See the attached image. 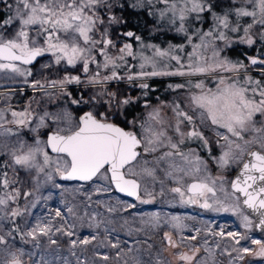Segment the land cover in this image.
<instances>
[{
    "label": "snow or ice",
    "instance_id": "obj_1",
    "mask_svg": "<svg viewBox=\"0 0 264 264\" xmlns=\"http://www.w3.org/2000/svg\"><path fill=\"white\" fill-rule=\"evenodd\" d=\"M156 2L165 5L159 12L160 19L167 18L186 43L169 44L163 49L144 44L132 31L123 33L140 43L141 51L136 52L132 43L118 47L106 27L97 38L98 25L104 24L99 10L111 11L115 0H0L7 14L0 21V73L23 77L29 83L27 77L32 72L24 66L50 53L56 64L63 61L73 68L79 65L90 86L103 88L106 82L127 80L142 89L145 97L154 91L147 78H187L168 85L170 90L187 92L183 100L171 105L175 124H166L161 110L153 108L139 123V133L128 130L115 121L127 120L124 109L137 103L138 98H121L106 90L71 99L73 105L91 106L78 119L66 109L39 115L31 131L49 129L46 141L39 136L33 144L17 141L4 153L10 159L0 161V264H34L33 251L9 243L8 238L14 242L16 236L25 245L31 243L33 249L41 248L43 240L45 245H55L57 252L61 249L60 239L66 238L67 251L75 257V264H245L248 256L264 261V240L251 235L254 228L264 232V58L248 56V64L233 61L222 55L223 49L216 43L224 41L225 47H231L230 38L221 29L240 31L238 20L235 26L229 23L231 15L250 18L240 43L252 46L256 42L253 30L264 42V0H239L238 6L223 15L213 11L209 0ZM145 3L151 5L153 0H137L133 6ZM205 12L212 15L215 30L197 28L190 32L186 22L202 19ZM119 22V17H109L110 24ZM110 49L118 51L113 54ZM147 50H151L150 55ZM94 51L103 58L102 64ZM128 57L138 61L139 70L129 64ZM91 64L96 65V70L88 76ZM249 65L259 71V78L249 74ZM122 67L126 75L119 74ZM101 68L108 70V74L101 76ZM208 76L213 81L211 87L202 79ZM81 83L78 75L65 76L51 81L49 87L71 96L65 86ZM30 86L44 89L39 81ZM45 94L50 95L46 90ZM102 97L107 108L101 112L95 110V104ZM144 106L148 107L147 101ZM30 109L29 103L22 111H11L10 121L5 120V111L0 109V136L17 134L5 129L4 123L18 128L30 125ZM190 112L197 114L200 124L210 127L216 137L221 149L220 155L213 157L217 167L239 166L234 179L210 174L207 163L195 149L185 151L181 147L186 141L197 140L212 153L209 139L197 129ZM185 121L192 126L188 131L181 128ZM128 123L133 129L137 126L135 120ZM169 129L175 135L169 134ZM246 133H252L251 138ZM48 149L55 155H50ZM21 171L26 174L23 178ZM57 178L77 183L69 188L58 183ZM168 181L172 186H168ZM86 185H90L89 190ZM44 187L60 190V207L48 206L53 193L42 195ZM113 193L135 202L122 200ZM166 193L178 198L181 204H198L216 212L231 211L240 219L244 231L225 232L223 226L216 231L206 223L203 228L189 229L179 216L162 224L158 213L137 220L132 209L138 204L152 203L157 195ZM94 196L98 198L93 199ZM38 206L46 211L34 214L32 210ZM101 208L103 212L98 211ZM245 208L251 210L250 214L245 213ZM17 218L22 225L16 222ZM6 223L11 225L7 231ZM164 225L171 230L161 231ZM85 226L92 230L91 234L81 237L78 229ZM186 231L192 234L184 235ZM121 232L132 243L122 240ZM63 264L70 262L65 258Z\"/></svg>",
    "mask_w": 264,
    "mask_h": 264
},
{
    "label": "rangeland",
    "instance_id": "obj_2",
    "mask_svg": "<svg viewBox=\"0 0 264 264\" xmlns=\"http://www.w3.org/2000/svg\"><path fill=\"white\" fill-rule=\"evenodd\" d=\"M209 2L213 7V11L217 15H223L229 12L230 10L234 9L236 6H238L239 0H236L235 3L234 0H209ZM115 4L116 6L111 11H109L107 8H101L99 10V15L104 20V24L98 25V30L95 33L97 38L100 37L101 30H103L106 27L114 43L118 42L117 45L118 47L122 46L123 43L126 42L132 43L133 50L136 52H140L141 51L140 43L133 40L132 38L130 39L123 35V33L131 30L124 29L123 32L121 31L124 22H126V19L129 20L127 17V13L130 11L129 8L132 9L135 8L136 11H140V12L145 11V13H147V15L144 17L146 22L145 24H143V29L146 30L147 34L145 35H147L148 38H141L144 44H154L157 45L158 47L166 49L169 44L179 45L181 43H186L183 38V35L177 34L175 30V26L170 24L167 18L160 19L159 12L161 9L165 7L164 4L157 3L156 0H153V3L151 5L145 3L143 5H139L136 7H134L133 5L137 4V0H115ZM0 11L2 12V15L3 14L7 15L6 9L2 5H0ZM113 15L120 18L119 23H115V24L109 23V17ZM194 15L195 14H193V16ZM201 15H202V19L200 20L190 19L188 22H186L189 31L190 32L195 31L197 28L201 29L202 31H208L210 29L215 30V25L213 22L212 15L209 14L208 12L202 13ZM237 20L240 26V31L231 32L226 29H221L225 31L226 35H228L231 42V47H225L224 41H216L219 47L223 49L222 55H227V57L233 61L243 60L246 64H248V60H247L248 56L259 55L262 58H264V42L259 40L258 34H255V30H253L254 32L253 39L256 42L252 46H248L246 43H240V38L243 36V28L247 26V22H250V18L247 17L237 18L235 17V15H231L229 17V23L232 26L236 25ZM178 23L179 21H177V24ZM8 31L10 32L11 29H9ZM120 37L121 39L117 40ZM99 47L100 45H97V49H99ZM251 50L252 52L250 53ZM117 51L118 49H110V52L113 54H116ZM146 54L150 55L151 50H147ZM93 55L96 56L98 62H100L101 64L103 63V58L99 56L98 51H94ZM46 56H48L46 59H41L40 62L37 64L38 67L36 66V68L33 70V75L27 77L29 83H25L24 78L18 79L20 77L12 76V74L10 73L9 74L0 73V89L1 87H3L4 89V90L3 89L0 90V109H3L5 111V120L6 121L12 120L11 111H22L25 107L29 105V103L31 104L30 110L33 113L32 123L27 127L18 128L14 124L4 123L5 129H11L12 132L17 134L16 135L5 134L3 136H0L1 161H8L10 159L9 156L5 155L4 153H7L8 151H10L12 147L16 146L17 141H25L28 144H33L34 138H36L37 136H39V138L42 141H46L48 134L47 132L49 131V129L42 128L40 129L39 133L31 131V128L35 127V124L38 122L39 115L43 114V112L47 111L49 113L55 114L57 112H61L62 110L66 109L72 113L74 119H78V115L82 111L78 114L75 109L76 106L81 107L83 110L90 109L91 107L90 105H73L71 104L72 98L70 100L63 98L64 94H62L58 88L53 89L49 87V83L53 80H61L65 76H77V75L80 76L82 81L81 84L79 85L68 84L65 86V89L69 93H72V91H74L75 89L78 90L77 93L80 92L82 94L83 92L85 98L92 96L93 94L101 90L115 92L121 98L125 95H131L134 99L138 98L137 103L128 106L126 109H124V111L127 114V120L123 118H119V120L126 127V129L134 130L138 133L140 131L139 123L147 117L148 112H150L153 108H159L161 110V115L164 118L166 124L167 122H171L172 124H175V115L172 112L171 105L173 104V102L183 100L187 95V92L185 90L173 91L168 88L169 84L181 83L187 79L186 77L166 76V77L147 78L148 83L149 81L152 80L162 81L163 82L162 84H165L164 86H166L165 88H162L163 91L159 90L153 94L148 93L147 97H145L142 94L143 93L142 89L133 86V84L128 82L127 80L106 82L103 88L99 85L90 86L87 83L88 77L85 76L79 65L73 68L71 66L66 65L63 61L60 64H56L55 57H53L50 53H46ZM127 60L130 65L136 66L135 70H139L137 60H133L131 57H128ZM172 64L174 65L175 62H172ZM39 67L43 69L44 73H38V70L40 69ZM53 67L54 68L56 67V69L52 70V72L48 76L44 77L43 74H45V72L47 73L49 70L51 71ZM95 70H96V65L91 64L88 76L92 75ZM99 71L101 73V76L108 74V70H105L103 68L99 69ZM118 71L119 74L121 75L127 74L126 69L123 67ZM248 71L249 74H251L252 76L259 78L260 73L258 70H256L255 66L249 65ZM192 79H196V78H192ZM202 79L205 80L207 86L211 87L213 85L211 76L202 77ZM34 81H39L41 84H43L44 89H40L39 86H37L36 89L32 88L30 85L31 82ZM45 90L47 91V93H50V95L45 94ZM165 92L168 94L165 95ZM80 93L79 96L81 95ZM25 94H27V96ZM103 99L104 98L102 97L101 101L95 104V110L101 112L106 110L107 106L103 104L102 102ZM145 101H147L148 103L147 108H145L144 106ZM182 107H185V110H189L186 108L185 105H182ZM129 113L131 115H129ZM190 114L194 115V123L197 129L203 131L204 135L209 139L210 141L209 147H211L212 153L210 155L208 150L201 147V142L197 140L186 141V144L182 145L181 147L185 151H187L189 148L195 149L197 154L201 156V158L207 163L210 174L214 176L222 174L225 177H227L229 180H231L234 172L238 169L239 166L232 165L230 168L227 169H219L217 167L213 157L219 156L221 149L216 143V137L214 133L211 131L210 127H205L200 124L199 116L197 114L191 112ZM257 119L259 120L262 118L257 117ZM132 120H135L137 122V126L135 129H133L131 124L128 123V121H132ZM49 123H51V121H49ZM191 127L192 126L188 125L186 121L181 125V128L185 131L190 130ZM169 134L175 135V133H173L171 129H169ZM251 135L252 133H246L247 138H251ZM220 143H223V141H221ZM50 155L54 156L55 154L50 153ZM8 172L9 175L11 176L12 170L10 168L8 169ZM25 175L26 174L23 171L20 172L21 178L25 177ZM57 182L69 188L73 187L77 183V182L74 183V182L59 181L58 178H57ZM167 184L168 186H172L171 181H168ZM25 187L27 188L28 185H25ZM85 189L89 190L90 185H86ZM49 191L53 193V199L48 201V206L52 208L60 207L59 204V200L61 199L60 190L51 189L50 187H44L41 189V194L46 196L48 195ZM156 191L157 192L159 191V184L156 185ZM113 196L119 197L120 199L127 200L129 202H135L132 201V199L130 200L118 193H113ZM97 198L98 197L96 196L93 197V199H97ZM78 199H83V197H78ZM22 204L23 201L21 200V205ZM32 211L34 214H40L46 211V209H43L40 206H38L37 209H34ZM98 211L103 212L104 209L101 208L98 209ZM131 211L136 214L137 220L139 219L140 216L146 217L147 215L158 213L161 216L162 224L164 220H170L172 216H179L181 217L182 223L186 224L189 229L193 227L203 228L205 227V223H206L208 226L212 227L216 231H219L221 226L224 227L225 232L244 231V229L240 227V219L238 218V216L234 215L231 211L216 212L209 209H203L199 207L198 204H191V205L181 204L179 202V199L178 198L173 199V196L170 193H166L164 196L157 195L152 203L138 204L137 208L132 209ZM244 211L246 214H249L248 212H246L245 209ZM123 215H128V213H124ZM250 218L254 220V218L251 217V215ZM16 222H20V224L22 225V220L20 218H17ZM10 227L11 225L6 223L4 225L5 231H7ZM170 230L171 229L167 225H164V227L161 229V231H170ZM91 231L92 230L88 229L86 226L84 228L78 229V233L81 237L90 235ZM190 234L192 233L188 231L184 233V235H190ZM251 235L254 238L264 240V233L263 234L256 233L255 228L253 229ZM120 238L122 240L128 239L129 243H132L131 238L124 236L123 232L120 233ZM139 238L144 239L143 236ZM158 239L159 236L156 237V240ZM208 239L211 241L213 238L209 236ZM8 240L10 244L14 243L15 246L17 247H23L26 250L33 251L34 264H45V262H47V264H63L65 258L69 260L70 264H75V257L71 256V254L67 251L68 244L66 238L60 239L61 249L59 252L56 251L55 245H45V242L43 240H42V247L39 249H33L31 243L26 245L23 244L19 236H16L14 242L11 238H8ZM148 242L152 243L153 241H148ZM251 247L256 248L257 246L251 245ZM101 251H106V250H101ZM201 255H203V253H201ZM42 257L43 259H41ZM81 259H83V257H81ZM144 259H147V257L145 256ZM220 259H224V257H221ZM249 261H251V264H264V261H261L259 258H254L251 256L245 257V264H248Z\"/></svg>",
    "mask_w": 264,
    "mask_h": 264
},
{
    "label": "trees",
    "instance_id": "obj_3",
    "mask_svg": "<svg viewBox=\"0 0 264 264\" xmlns=\"http://www.w3.org/2000/svg\"><path fill=\"white\" fill-rule=\"evenodd\" d=\"M129 9H130V11L128 13L126 12L127 13V17H128L129 20H127L126 17H125L126 22H124L123 28H122L121 31L123 32L124 29H128V30H131V31L133 30V32L135 31L136 32V35L140 36L141 38H148V36L145 35V34H147L146 33V30L143 29V24H145V22H146V20L144 19V17L147 15V13H145V11H143V12L136 11L135 8H133V9L132 8H129ZM0 21H2V12L1 11H0ZM251 52H252V50L250 51V53ZM162 83H163L162 81H155V80L149 81V84L154 89V91H150L149 93L150 94H153V93H156L159 90L160 91H163L162 88H165L166 86H164L165 84H162ZM121 88H122V86H121ZM166 94H168V93L165 92V95ZM76 97L77 98L79 97V93L75 92V90H74V91H72L71 96L64 95L63 98H65L67 100H70L71 98H76ZM75 109H76V111H77L78 114L81 111H83V109L81 107H78V106H76ZM129 115H131V114L129 113ZM115 122H117L118 124H120L122 127H125L119 119L116 120ZM0 161H1V158H0ZM17 223L20 224V222H17Z\"/></svg>",
    "mask_w": 264,
    "mask_h": 264
},
{
    "label": "flooded vegetation",
    "instance_id": "obj_4",
    "mask_svg": "<svg viewBox=\"0 0 264 264\" xmlns=\"http://www.w3.org/2000/svg\"><path fill=\"white\" fill-rule=\"evenodd\" d=\"M5 14H3L2 15V19H4L5 18ZM121 39V37L119 38V39H117V40H120ZM116 44L118 45V42H116ZM48 56H46V53H45V55H43V56H40V57H38L37 58V61H35L34 63H32V64H30V65H26V66H24L25 68H27V69H30L31 70V72H32V75H33V70L36 68V66H37V64L40 62V60L41 59H46ZM38 67V66H37ZM40 68V67H39ZM54 69H56V67L54 68H52L51 69V71L49 70L47 73L45 72V74H43V76L45 77V76H48L51 72H52V70H54ZM38 73H44V71H43V69H39L38 70ZM9 74V73H8ZM29 77V76H28ZM23 77H20V78H18V79H22ZM49 79V78H48ZM3 89V87H1V89L0 90H2ZM4 90V89H3ZM75 92H78V90H76L75 89ZM80 93V92H79ZM28 94V93H27ZM27 94H25L26 96H27ZM81 94V93H80ZM82 94H83V92H82ZM87 110H89V109H85V110H83L79 115H78V118H79V116L80 115H82L83 114V112H85V111H87Z\"/></svg>",
    "mask_w": 264,
    "mask_h": 264
},
{
    "label": "water",
    "instance_id": "obj_5",
    "mask_svg": "<svg viewBox=\"0 0 264 264\" xmlns=\"http://www.w3.org/2000/svg\"><path fill=\"white\" fill-rule=\"evenodd\" d=\"M37 58H38V57H37ZM37 58H36L35 61H37ZM35 61H33V63H34ZM83 113H84V112H83ZM116 123H117V122H116ZM120 126H121V125H120ZM47 133H49V131H48ZM47 135H48V134H47ZM48 150H49V152L51 153V150H50V149H48ZM51 154H52V153H51ZM53 154H54V153H53ZM236 172H237V170L234 172L232 179L235 178ZM74 183H75V182H74ZM118 194H119V193H118ZM121 195H122V194H121ZM124 197H125V196H124ZM126 198H128V199L131 200V198H129V197H126ZM241 199H242V198H241ZM245 210H246V212H248V213L250 214L251 210L246 209V208H245ZM251 217H253L254 220L256 219V217H255L254 215H251ZM255 232L258 233V234H263V233H264V232H261L259 229H255Z\"/></svg>",
    "mask_w": 264,
    "mask_h": 264
}]
</instances>
